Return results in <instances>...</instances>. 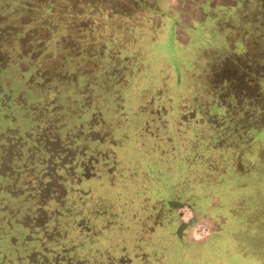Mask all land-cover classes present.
<instances>
[{"label": "rangeland", "instance_id": "1", "mask_svg": "<svg viewBox=\"0 0 264 264\" xmlns=\"http://www.w3.org/2000/svg\"><path fill=\"white\" fill-rule=\"evenodd\" d=\"M52 1L58 6L56 23L66 17L60 13L64 0ZM97 3L99 9L89 8L92 15L85 17L104 22L103 37L115 44L121 40L127 49L105 48L120 62V71L109 76L113 63L105 62V69L95 73L93 92L99 100L92 120L85 119L87 111L78 108L75 95L66 116L46 112L48 129L27 119L46 111L42 102L48 89L37 87L49 88L52 68L64 67V33L53 46L56 57L41 42L30 46L39 51L35 61L25 60L0 76L8 80L14 100L9 114L0 118V245L5 250L0 264H192L186 256L195 264H264V130L254 142V127L241 136L247 122L235 108L243 89L241 105L255 126L256 72L264 67V39L258 32L250 37L244 56L249 61L229 81L227 94L224 88L217 95L211 89L213 82L224 85L221 77L212 79L223 62L214 60L225 38L241 29L236 10L243 4L247 12L261 3ZM22 8L0 5V34L15 30L21 18L39 16L30 5ZM12 34L10 53L17 46ZM145 37L152 44L144 47ZM73 65L87 71L86 64ZM75 91L79 95L84 88ZM227 97L235 99L234 121L222 109ZM156 214L170 215L165 231L153 226ZM96 215L107 217L106 222L97 225ZM33 244L35 249H28Z\"/></svg>", "mask_w": 264, "mask_h": 264}, {"label": "trees", "instance_id": "2", "mask_svg": "<svg viewBox=\"0 0 264 264\" xmlns=\"http://www.w3.org/2000/svg\"><path fill=\"white\" fill-rule=\"evenodd\" d=\"M97 1L98 0H64L63 5L60 6V13L61 15H64L66 17H64L63 20L59 19L56 23H54L52 18H55L54 15H57L58 13V11L55 10L58 6H55L52 0H0V5H6L7 7L8 5L16 4L20 7L26 8L30 5L35 9V11L38 12L40 16V18H38L39 16L36 17V14L34 13V16L27 20L28 22L26 21V17L21 18L20 23L17 25L15 30H8V28H6L4 32L0 34V76H2V74L4 73H9L8 71L11 69V66L13 67L14 65H20V63L25 60L35 61V58L39 57L40 54H38L39 51H35L30 46H36L38 48L42 46V43L44 45H48V47H51L52 49L50 52H48L50 54V57H56L58 52L53 54V48L55 46L57 48L60 42L63 40L61 36L62 33H64L65 36L67 49H65L64 52V67L58 66L56 68H52V79L48 82L50 84L49 88L42 87V85L38 88L36 85H32V87L36 86L37 90L40 91H45L48 89V93H46L48 95V98H46V100L42 102V105L46 110L43 115L39 113L27 115V119H29L32 123L45 125V129H48L51 124L49 117H47L46 115V112L49 113L50 111L54 112L57 110L56 112H60L62 113V115L66 116L68 113L72 112L71 110H69L68 106L69 104L74 103V95L78 108L81 107L87 111V113L84 114L85 119L89 118L90 116L92 120V117L96 115L95 112L97 110V107H95V105L99 100V96L93 92L94 90L97 91L98 88V82L95 81V79H97L95 73L98 70L105 69L104 63L108 62L113 63L111 66H109L108 75L114 77L119 75L118 73L120 71V62L117 63V59L115 58L112 59V56H110L109 53L107 55L105 48L115 45L119 46V49L127 48H124V44L120 45L121 40H117V44H115L111 42V39L107 40L103 37L105 30L104 22H100L98 24L97 21H90L85 17L87 15H92V12L89 13L90 10L92 11V9H99ZM258 1L261 4H256L257 7H254L256 9L251 10V8H249L250 10L246 12V8H244V5L241 4L239 11L236 10L237 15L242 16L241 29L237 32V34L233 33L229 38H225L224 41L226 44L222 46L223 49L220 52L217 51V53L215 54L216 56L214 64H220L222 61L223 62L221 66L217 67V72L215 73L216 75H212V79L217 80V77L219 76L224 80V85H222L220 88H218V85L214 84V82L211 83V89L214 91L215 95H217L221 91L223 92L222 88L225 89V93L227 94L229 85H231L229 81H233L235 78H238L242 68L245 69V65H247L249 60H246L244 56L248 55L247 50L249 47L248 43L250 42V37L258 32L259 40L264 39V0ZM14 14L18 15L19 13L14 12ZM127 14L128 13L126 12L123 13L125 17H129V15ZM2 15L3 12L0 10V16ZM4 16L7 18V13H4ZM41 16H45V19L42 20ZM48 16L49 18H47ZM36 19L38 21H36ZM0 22L3 24V21ZM1 23L0 26L2 25ZM2 30L3 27L1 26L0 31ZM129 30L134 31L135 29L129 28ZM42 31L44 39H42L41 37ZM10 32L13 33V36L15 34L16 39H14V41L15 43H17L16 48L11 53L9 52ZM76 33H78L79 36ZM145 39L141 42L139 40H135V42H140V44L144 42V47L147 43L152 44L149 40L147 42V39ZM74 42H76V45L74 44ZM79 47L81 48V54H77V50ZM119 53L121 54V52ZM137 53L138 52L134 53V55L137 56ZM78 62H80L82 66H85L86 64V72L83 70L74 69L78 67L74 66L73 64ZM133 62L135 61L130 60V65L134 64ZM70 65H72V67L69 69V67L67 66ZM233 66L237 69H234ZM31 70L32 68H30V72L32 73ZM218 70H220V75L218 74ZM21 72L23 73V71ZM256 73V101L257 103L260 102V105L257 110L256 108L252 109V111H254L253 113H255V117L257 115V117L255 118L257 122L253 121V124L255 126H253L252 124L249 125L250 120L249 118H247V116H252H249V110L245 109V107L241 105L243 102V89H239L238 95H240L241 98L239 99L240 96L237 97L236 101L237 104L240 105H238V108L237 106H235L236 110H240L241 119H243L245 123L247 122L245 125L238 124L236 126L242 125L244 127L241 136H245L247 134V131L254 127L253 131L255 129L254 135L256 139L253 138V142L254 140H258V138L260 137L259 134L263 133L261 130H264V67L262 66V68H260V70H258ZM36 77L40 78L37 74ZM7 81L8 80L3 81L0 78V118L3 119L4 116L6 117L7 114H9L8 111H11L14 103V100H12L13 90L11 88L9 89ZM76 87L84 88V91L81 92L82 95L74 94L76 93ZM29 89L32 90L31 88ZM232 91L233 86H230V95L235 92ZM223 98L224 100L226 99L225 96H223ZM68 99H70V102H68ZM91 99H93L94 105L89 102V100ZM234 100L235 99H233L232 97H227V101L229 103L224 104L222 107V109L225 108V110H227L230 114L231 121H234ZM220 102L223 103L222 100H220ZM227 105H230L231 107L229 108ZM208 148L209 150H212L214 149V145L213 147L210 146ZM105 218L107 217L96 215L95 218L92 219L93 221H96L98 225L99 223L103 224L104 222H106ZM112 219L114 220L112 229L116 230L117 218L112 217ZM154 220L157 225L153 226H155V228L157 229L160 228V230L163 231H165L166 227L169 228V226H171L172 224V220L169 214H167V216L156 214L154 216ZM24 237L25 234L23 230H20V239H22V241L19 242L23 252L25 248L23 243ZM88 239L89 237H85L86 241ZM35 247V244H33L31 247H28V249L33 250L35 249ZM3 250V247L0 245V254H2L1 252L5 251Z\"/></svg>", "mask_w": 264, "mask_h": 264}, {"label": "crops", "instance_id": "3", "mask_svg": "<svg viewBox=\"0 0 264 264\" xmlns=\"http://www.w3.org/2000/svg\"><path fill=\"white\" fill-rule=\"evenodd\" d=\"M184 257H185V256H184ZM186 258H187L188 262H190V263H192V264H195L194 261H192V260L189 259V256H186Z\"/></svg>", "mask_w": 264, "mask_h": 264}]
</instances>
